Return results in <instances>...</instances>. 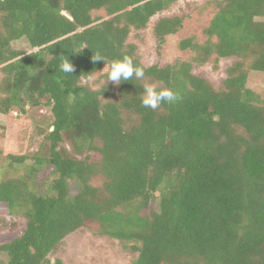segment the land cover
<instances>
[{
  "label": "trees",
  "instance_id": "trees-1",
  "mask_svg": "<svg viewBox=\"0 0 264 264\" xmlns=\"http://www.w3.org/2000/svg\"><path fill=\"white\" fill-rule=\"evenodd\" d=\"M175 1L0 0V128L41 104L52 116L43 151L4 157L6 173L31 160L0 180V203L24 219L0 244L4 264H50L80 228L121 242L131 264H264V100L246 85L264 72V0H214L205 40L178 42L187 59L145 64L129 34ZM183 18L154 21L157 56ZM21 38L29 50L12 46ZM97 54L129 56L145 75L94 88L108 70ZM230 57L218 85L196 72ZM68 58L71 74L59 70ZM144 83L177 101L143 107Z\"/></svg>",
  "mask_w": 264,
  "mask_h": 264
},
{
  "label": "rangeland",
  "instance_id": "rangeland-1",
  "mask_svg": "<svg viewBox=\"0 0 264 264\" xmlns=\"http://www.w3.org/2000/svg\"><path fill=\"white\" fill-rule=\"evenodd\" d=\"M216 10L214 0H176L162 12L155 14L142 29H132L129 41L137 45L141 60L145 64L152 63L158 58L161 65L172 63L177 59H187L191 52L181 50L178 42L182 38L192 37L195 42H202L206 35L203 30ZM104 10H94L93 15H104ZM181 14L184 16L181 29L169 34L162 46L161 53L155 52V40L152 33L154 21L161 15ZM16 49L29 50L28 42L21 38L12 42ZM234 58H220L217 63L213 59L198 67L196 72L204 75L213 84L218 85L224 77V68ZM106 68L93 75L87 82L94 88L109 83L105 80ZM247 87L257 93L264 100V72L250 71L247 78ZM52 116L49 106L41 104L27 110L25 113L11 111L5 120V128H0V180L12 176L31 163L27 159L23 164L16 165L17 171L5 172L4 157L7 154H25L27 157L34 152L39 153V144L43 132L51 126ZM42 153V152H41ZM46 167L36 177L40 182L50 171ZM153 204V203H152ZM151 204V206H152ZM24 227V219L19 215H10L5 203H0V244L18 236ZM136 253L129 251L116 239L95 236L87 228H80L67 235L49 255L58 257L65 264H131ZM6 256L0 253V264H4Z\"/></svg>",
  "mask_w": 264,
  "mask_h": 264
},
{
  "label": "clouds",
  "instance_id": "clouds-1",
  "mask_svg": "<svg viewBox=\"0 0 264 264\" xmlns=\"http://www.w3.org/2000/svg\"><path fill=\"white\" fill-rule=\"evenodd\" d=\"M61 15H67L65 11L60 12ZM103 60L107 64V73L105 80L114 84H119L122 81L142 80L145 72L144 69L134 63L133 59L129 56H124L122 59H113L107 61L105 57L97 54L93 61ZM59 70L66 74L74 72V65L70 62L69 58L61 60ZM143 91L141 94V105L145 108L155 110L163 102L175 103L178 99L177 94L169 88H160L151 83H144L141 85ZM50 264H55V259L50 261Z\"/></svg>",
  "mask_w": 264,
  "mask_h": 264
},
{
  "label": "water",
  "instance_id": "water-1",
  "mask_svg": "<svg viewBox=\"0 0 264 264\" xmlns=\"http://www.w3.org/2000/svg\"><path fill=\"white\" fill-rule=\"evenodd\" d=\"M62 11H64V10H62Z\"/></svg>",
  "mask_w": 264,
  "mask_h": 264
}]
</instances>
